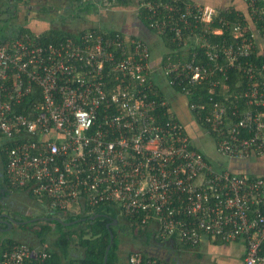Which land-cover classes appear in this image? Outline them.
<instances>
[{"label":"built area","instance_id":"obj_1","mask_svg":"<svg viewBox=\"0 0 264 264\" xmlns=\"http://www.w3.org/2000/svg\"><path fill=\"white\" fill-rule=\"evenodd\" d=\"M243 1L249 22L220 17V26H211L218 15L209 6L146 1L147 28L170 34L175 52H187L183 60L168 54L153 64L144 39L114 30L83 29L57 41L28 32L0 39L8 185L57 211L112 208L191 247L206 235L241 239L243 264H264V176L216 168L167 94L189 96L209 80L208 107L187 108L214 134L217 154L244 161L264 153V0ZM224 31L230 40L209 42ZM188 40L205 61L197 50L188 53ZM232 71L242 76L234 91ZM48 257L43 248H4L0 240V264H47ZM127 264L168 263L136 251Z\"/></svg>","mask_w":264,"mask_h":264},{"label":"crops","instance_id":"obj_2","mask_svg":"<svg viewBox=\"0 0 264 264\" xmlns=\"http://www.w3.org/2000/svg\"><path fill=\"white\" fill-rule=\"evenodd\" d=\"M85 1L89 2L91 6L94 7V10L96 11L95 14L100 13L101 11L102 12L111 11L116 14H119L120 18L112 24L108 23V24H103L101 26L100 25L98 26L97 21L95 22V24L91 26H87L85 24H80L77 22L76 23L78 25L71 26L70 24H72L73 20L65 21L63 24L61 23L60 25L54 23L53 20L46 18L45 17L46 14L44 15L43 13H47V11L49 9L52 10V8L56 9V11H59L58 10L59 7L57 6L58 5L57 3L62 2L61 0H49V1L48 0H6V1L0 0V16L2 17V19L0 17V20H2L1 23L3 25L7 26V31L5 33V36H0V37L12 39L18 37L20 34L25 32L31 34H44L54 31L66 35V34L79 33L83 29L95 28L104 31H112V30L121 31L124 34L137 36L144 39L150 46L153 64H157L162 57L170 53L171 50L167 49L165 51V47L163 49L161 48L162 51L160 48H157L158 45L159 46L161 45L162 47L164 46L163 42L161 41V36L157 35L155 32L148 29L144 21V18L140 17L139 9L147 0L145 1L144 0H122V1L85 0ZM151 1H159V0H151ZM163 1H170V0H163ZM179 1L186 2L189 4L209 6L215 10L217 15L219 11L226 9H234L236 11L238 10V12L242 14L246 22L247 21L249 22L250 20L248 5L243 0H179ZM83 11L84 10H82L81 8H78V10L74 12V14L76 13L80 15ZM178 56L180 60L186 59L187 52L185 51V49H182V51L179 52ZM230 88L232 91L239 89L236 86L234 87L230 86ZM170 91L171 90H167V94L171 96L172 93ZM173 108L175 113L181 119L185 117L184 120L187 122L188 120L187 110L184 111L176 107ZM181 121L183 122V120ZM186 126L188 130L189 128L193 127L192 124L189 125L186 124ZM201 128L203 129V127ZM209 159H211V161ZM209 159H208L209 162H211L218 169L228 168L232 172H239L242 174L247 173V175L250 176H264V167H262V163H261V160L264 159V153L261 156H252L244 161H234L225 157H221V158L211 157ZM3 173H4V169H3ZM18 193H22L24 197L30 196L25 191L14 189L11 188L10 186L8 187L7 183L5 185V183H3L2 181V177L0 173V199H3L5 194L8 195L9 198L8 197L5 198L7 199V204H5V206H9L11 208V211L14 210L15 207H18V205L19 206L21 205L19 201L20 197H18L17 195ZM9 201L12 202V204H8L10 203ZM39 204L48 205L45 201L44 202L41 201V203ZM85 211H78V209H72V211H68V212L65 211V213L71 214V216L84 215V214L89 215L92 213V212L86 213L87 211L86 212ZM117 218H122V217L117 216L115 218L116 221H118ZM78 221H82V218H77V220H75L73 223ZM121 221H122L121 224H123L121 226L122 229L118 230L117 233L123 235L124 232H128L131 235L132 233H130L129 230L127 229L128 227L127 222L126 221L124 222L123 219ZM112 222L110 223L111 225L117 226V223L112 224ZM71 224H64V225L67 226ZM124 225L126 226V229ZM148 229L149 231H152L154 234H156V232L152 230L154 229L152 228V226H148ZM120 235L119 238L120 239L123 238ZM76 236L77 235H73V241L70 244L68 259L70 258L77 259L83 254V248L78 245L77 242L78 238ZM3 239L4 238L2 239L0 238L1 243ZM130 241H131L130 243H134L136 246L134 247L130 246L129 248L128 247L122 248L121 251L118 249L119 257L126 252L125 257L121 256L120 259V261L123 264H127V258L129 254L139 250H142V252L144 253L156 256L158 259L168 264H192L193 259H197L200 255H204L205 252H210L211 254L216 252L217 255L220 254V257L218 258L219 260L215 261L216 264H243L245 246H244V241L241 239L231 242H222V241L214 242L212 239L210 240L208 238H204L199 245L193 247L183 246V245L177 246V244L175 245L169 244L168 242L172 241L171 238L161 239L159 237V241L155 242L152 239L151 234H141L140 236L133 235L132 240ZM175 241L179 242V240L177 239ZM50 242H52V239L50 240L49 238V240H47V243L44 241L42 242L41 246H37V248H43V249H45L46 247L53 248L50 247ZM161 252H164L166 254H159ZM167 253H169L168 257H167ZM234 255L237 257H235ZM224 256L225 258L222 259ZM203 263H204L203 260L200 259V261L197 264H203Z\"/></svg>","mask_w":264,"mask_h":264},{"label":"trees","instance_id":"obj_3","mask_svg":"<svg viewBox=\"0 0 264 264\" xmlns=\"http://www.w3.org/2000/svg\"><path fill=\"white\" fill-rule=\"evenodd\" d=\"M122 1V0H118ZM145 1V0H144ZM148 1V0H147ZM146 2V1H145ZM143 7V6H142ZM140 8L139 14L141 18H144L145 23L147 24V10L143 8ZM230 20V21H238L240 23H245V19L243 18L242 14L238 12V10L234 9H226L218 12V16L214 20V23L211 26H220V23L218 22L219 18ZM188 32V31H187ZM228 31H224L222 35H212L210 34L208 40L211 43H215L219 41L221 38L226 37L228 40L231 39L229 34H227ZM188 33H186L187 35ZM65 34L60 32H48L41 34L44 41H57L58 39L64 37ZM161 36V41L164 44L165 51L167 49H170L169 54H174L173 57L175 59L179 58L178 54L179 52H175L176 49H178L177 45L171 40L170 34H164L159 35ZM0 39H5L4 37H0ZM191 40H188L187 44L185 43L184 47L188 48V53H190L193 50H197L199 52V60L205 61L203 58L202 52L203 49L199 47H191ZM183 47V48H184ZM164 51V52H165ZM168 55V54H166ZM165 55V56H166ZM164 56V57H165ZM162 58L161 60L164 62L165 58ZM242 76L238 74L235 71L231 72V80H230V86H235ZM209 80H201L199 85L195 87L192 91L195 94H191L188 97V102H205L206 107H208V95H209ZM174 89V88H172ZM171 90V89H170ZM171 93H175V91L171 90ZM163 94V92H162ZM171 96L168 95V99H170ZM169 102V101H168ZM169 106L173 108L171 103H169ZM174 112V111H173ZM203 126V125H202ZM215 139L214 134H210ZM3 151V150H2ZM4 155V151L2 152ZM5 157V155H4ZM57 211V210H56ZM64 212V211H63ZM66 216V220H77V218H82V221L75 222L71 225H63L60 222H55V229H52L50 224L48 222H44L39 226L38 229H34V233L36 236H38L41 240H46V238H51L52 242H50V247L53 248H45V251L49 254V257L47 258L46 263L47 264H104V256H105V250L106 247L109 244V238L111 231L113 233V243L111 244L107 254H106V264H123L120 261V257L118 255V249H119V242L116 238V230L122 229L121 226V220L123 219L124 222H127V229L129 230L131 235L140 236L141 234H151L152 239L155 242L159 241V237L154 234L152 231H149L148 226L141 224V222L138 219L134 218H117V226H113L110 223L115 220V216H117V212L114 211V209L109 207H104L102 205H98L96 208L92 210V213L89 215H76L71 216V214H63ZM93 216H96L95 218H91ZM112 217V218H110ZM107 224L109 227H107ZM25 227H28L25 225ZM125 229L126 226L124 225ZM123 227V230H124ZM32 229V226L29 227ZM37 230L40 232V234H36ZM152 232V233H151ZM141 233V234H138ZM73 235H77L78 238V245L83 248V254L77 259L70 258L68 259L70 244L73 241ZM205 238L212 239L214 242H220L221 240L217 238H212L208 235L204 236ZM172 241H169V244H177V246H190L184 242H177L175 241V237H171ZM18 243H21V241H18L14 238H4L2 240V245L4 248H10L13 245H16ZM200 244V243H199ZM198 244V245H199ZM47 246V245H46Z\"/></svg>","mask_w":264,"mask_h":264},{"label":"rangeland","instance_id":"obj_4","mask_svg":"<svg viewBox=\"0 0 264 264\" xmlns=\"http://www.w3.org/2000/svg\"><path fill=\"white\" fill-rule=\"evenodd\" d=\"M6 1V0H4ZM65 2V1H64ZM76 3V4H75ZM75 4V5H74ZM7 5V4H6ZM74 5V9L73 12L77 11L78 8H81L82 10H84L82 12V14H80V21L77 20H73L72 24H70L71 26H76L78 25L77 23L80 24H85L87 26H91L93 24H95V19L92 18V16H90V14L95 13L96 11L94 10V7L91 6V4L89 2H82L81 4H79L78 1H75L73 3ZM73 9V8H72ZM52 10H55L52 8ZM48 14V11H47ZM101 15V17H99ZM61 16V15H59ZM1 17V16H0ZM63 16L60 17V19ZM99 18V19H98ZM120 18L119 14H116L114 12L108 11V12H100L97 13V24L98 26L103 25V24H112L114 22H116L118 19ZM2 19V17H1ZM106 20V21H105ZM2 20H0V36H5V33L7 31V26L3 25L1 23ZM77 22V23H76ZM6 23V22H4ZM101 30V29H100ZM104 31V30H102ZM106 32V31H105ZM164 45V44H163ZM157 48H164V46L162 47L161 45L157 46ZM161 49V51H162ZM156 82H158V79H156ZM188 97L189 96H180L177 93H172L170 100V103L173 107H176L178 109H182V110H187V116H188V120L187 122L184 120L185 117H183L181 120H183V122L186 124H192L193 127L189 128V134H191L192 139V143L199 148L201 151H203L209 158L213 157V158H219L220 156L217 154L216 150H215V139L213 138V136H211L210 134H208L205 130H203L201 127H199L198 125H196L194 123V117L193 115L188 111L187 108V103H188ZM221 158V157H220ZM211 161V159H209ZM262 163V167H264V159L261 160ZM247 175V173H246ZM20 201V206L18 205V207H15L14 210L11 211L12 214H14L15 216L18 217V219L21 221L18 225H14L12 227H9V229L5 232H0V238H14L17 239L18 241H21V243H25L29 246L35 247L37 248V246H41L42 242H46L47 240H49V238H46V240H40V238L38 236L35 235L34 233V229H38L39 226L41 225L40 223H36V224H31L33 222H30L31 219L34 218H40L43 214V211L41 209V207L39 206L41 203L40 200H33L32 197L28 196V197H24V195L22 193H18L17 194ZM16 198V197H15ZM25 200V201H24ZM28 200V201H27ZM36 204L37 206H32V204ZM26 204V205H24ZM74 208V207H73ZM37 216V217H36ZM32 217V218H30ZM25 223V224H24ZM43 224V223H42ZM48 224H50V226L52 227V229H55V222L54 221H48ZM25 225H27L28 227H25ZM32 226V229H30L29 227ZM57 230V228L55 229ZM36 234H40V232L37 230ZM116 235H117V239L119 242V250L121 251L122 248H126V247H134L136 246L134 243H130L132 240V237L128 232H124L123 235H120L117 233L116 230ZM119 235L123 238H119ZM53 239L50 238V240ZM149 247V246H148ZM151 248V247H150ZM150 250V249H149ZM142 251V250H139ZM126 253V252H125ZM122 254L121 256L125 257L126 254ZM120 256V259H121ZM235 256V255H234ZM220 257V254L217 255L216 252H214L213 254H211L210 252H205L204 255H200L197 259H193V263L192 264H197L200 259L203 260V264H216V260H219L218 258ZM237 257V256H235ZM217 258V259H216ZM225 256L222 258L224 259Z\"/></svg>","mask_w":264,"mask_h":264},{"label":"flooded vegetation","instance_id":"obj_5","mask_svg":"<svg viewBox=\"0 0 264 264\" xmlns=\"http://www.w3.org/2000/svg\"><path fill=\"white\" fill-rule=\"evenodd\" d=\"M49 1V0H48ZM62 2H58L57 4V6L59 7L58 8V10L59 11H56V9L55 10H51V9H49L48 10V14L47 13H43L44 15H45V17L46 18H48V19H50V20H53L54 21V23H57V24H60L61 25V23L63 24L65 21H68V20H77V21H80L81 20V18H80V15L79 14H74V12H73V10H75V9H77V8H75L74 9V5L76 4H74L73 5V3L75 2V1H78L79 2V4H81L82 2H86L85 0H61ZM65 1V2H64ZM66 8H68V9H66ZM70 8V9H69ZM73 8V9H72ZM51 10V11H50ZM61 12V13H60ZM63 13V14H62ZM82 14V13H81ZM59 15H61V16H63L61 19H60V17L61 16H59ZM90 16H92V18H94L95 19V22H96V20H97V14H95V13H92V14H90ZM53 17V18H52ZM99 17H101V15L99 16ZM99 19V18H98ZM52 22V21H51ZM121 32V31H120ZM1 141V140H0ZM1 143V142H0ZM2 149L0 148V173H1V177H2V181H3V183H5V185H6V183H7V180H6V178H5V175H4V173H3V169H4V165H5V157H4V155L2 154ZM7 185H8V183H7ZM8 187H9V185H8ZM8 189V188H7ZM9 191V190H8ZM31 196V195H30ZM8 197V195L7 194H5V196H4V198L3 199H0V228H2V229H6L7 228V226H8V217L9 218H11V219H13V220H16L17 221V223L15 224V223H13V225L12 226H14V225H18L21 221L18 219V217L17 216H15L14 214H12L11 213V208L9 207V206H5V204H7V199H5V198H7ZM32 197V196H31ZM9 198V197H8ZM33 198V197H32ZM34 200H35V198H33ZM36 201V200H35ZM10 202V201H9ZM8 204H12V202H10V203H8ZM34 206H37L38 207V205H36L35 203L34 204H32V207L34 208ZM40 207H41V209H42V211H43V214L42 215H44V216H41L40 218H34V219H31V221L30 222H33V223H31V224H36V223H40V224H42V223H44V222H48V221H54V222H57L56 220H53V219H48V218H54V217H56V218H60L61 220H62V222L63 223H65V224H73V222L75 221V220H66V218H65V216L63 215V214H66L65 212H63V211H56V210H54V209H51V208H49L48 207V205H43V204H40L39 205ZM118 216V215H117ZM117 216H115V217H117ZM37 217V216H36ZM45 217V218H44ZM30 218H32V217H30ZM44 218V219H43ZM61 223V222H60ZM21 224V223H20ZM25 224V223H24ZM62 224V223H61ZM11 226V227H12ZM159 254H166V253H164V252H161V253H159ZM169 256V253H167V257Z\"/></svg>","mask_w":264,"mask_h":264},{"label":"water","instance_id":"obj_6","mask_svg":"<svg viewBox=\"0 0 264 264\" xmlns=\"http://www.w3.org/2000/svg\"><path fill=\"white\" fill-rule=\"evenodd\" d=\"M96 216H93L92 218H95ZM45 218V217H44ZM43 218V219H44ZM48 219H53V220H56V221H58V222H61L63 225L65 224V223H63L62 222V220L60 219V218H56V217H52V218H48ZM8 226H7V228L6 229H2V228H0V232H4V231H7L8 229H9V227H11L12 225H13V223H17V221L16 220H13V219H11V218H9L8 217ZM117 223V221L116 220H114L113 222H112V224H116ZM107 227H109V225L107 224ZM109 233H110V238H109V244H108V246L106 247V250H105V256H104V264H106V254H107V252H108V250H109V248H110V246H111V244L113 243V234H112V232L111 231H109ZM32 247V246H31ZM35 248V247H34Z\"/></svg>","mask_w":264,"mask_h":264}]
</instances>
